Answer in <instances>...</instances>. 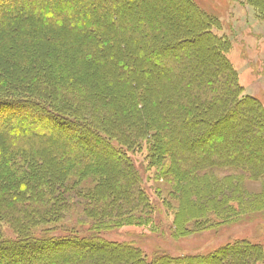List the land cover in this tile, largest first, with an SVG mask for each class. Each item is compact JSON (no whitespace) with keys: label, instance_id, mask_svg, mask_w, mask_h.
Returning a JSON list of instances; mask_svg holds the SVG:
<instances>
[{"label":"trees","instance_id":"1","mask_svg":"<svg viewBox=\"0 0 264 264\" xmlns=\"http://www.w3.org/2000/svg\"><path fill=\"white\" fill-rule=\"evenodd\" d=\"M244 2L264 21V0ZM176 3L0 0V264H264V245L246 240L148 262L131 243L95 251L90 232L47 236L75 213L101 216L95 232L149 226L153 203L130 153L141 148L180 191L177 234L203 227L211 210L264 209V105L244 94L219 22L194 0ZM87 174L106 176L99 194L62 183ZM102 194L106 203L91 202Z\"/></svg>","mask_w":264,"mask_h":264},{"label":"rangeland","instance_id":"2","mask_svg":"<svg viewBox=\"0 0 264 264\" xmlns=\"http://www.w3.org/2000/svg\"><path fill=\"white\" fill-rule=\"evenodd\" d=\"M194 1L203 11L219 22L220 27L215 29V32L220 36H224L230 44L227 56L236 70L238 82L244 89V94L256 98L264 105V21L257 17L255 10L245 4L244 0ZM176 2L178 4V0ZM174 19L176 20L175 16ZM189 45L187 44L186 47L190 48ZM78 56H80V51L74 50V65L80 60ZM208 56H212V54H208ZM212 61H214V57H212ZM94 67L97 70H103L97 64ZM98 79L101 80L102 78ZM0 99L6 101L3 97ZM237 122L238 117H233L230 123L235 124ZM223 137L224 133H221L214 140H220ZM85 143L87 144V142ZM91 145L98 149L94 142H91ZM130 153L144 179L148 199L153 203L150 225L115 227L110 220L116 216L114 213L109 212L105 216H111L109 218L110 223L95 232V220L99 221L101 216L89 213L88 221L81 222L82 216L75 213L70 215L71 220H59L49 223L46 227L52 228L47 233L48 237H63L70 234V232H74V236L82 238L90 232L92 235L97 234L99 240L95 247L91 245V248H94L95 251L96 248H102L104 243L113 245L131 243L142 251L143 259L148 262L152 261L154 256L160 254H167L171 257L208 255L223 246L241 240L264 245V209L261 211L236 212V214H228L225 217H222L223 215L219 212L211 210L207 215V223L203 227L198 229L190 227L186 233L177 234L173 222L180 204V191L178 193L177 186L171 183L172 178L170 175L160 173L161 170L156 162H153V168L149 167L150 159L147 157L148 153L145 148ZM33 177H36V174ZM104 177L106 176H88L87 174V176L82 177L83 179H77L75 175H67L62 183L67 182L76 185L75 190L92 189L94 195H96L97 192L99 194L103 190L101 189L103 186H95L96 178L102 179ZM22 184L16 185L22 187ZM244 187L249 192L259 193L263 184L261 182H245ZM104 194H102L104 199L99 195V197L93 198L94 201L91 202L93 204L97 202L98 205L106 203ZM104 222H106V218ZM72 225H74V229L78 230L70 231V229H66ZM1 230L5 238H16L17 236L9 224L2 223ZM40 231H44V227L38 225L33 232ZM44 252L49 251L44 250ZM119 257L123 258L122 255ZM113 261H115L114 264H117L116 259Z\"/></svg>","mask_w":264,"mask_h":264}]
</instances>
